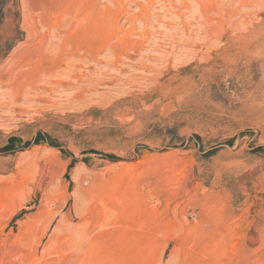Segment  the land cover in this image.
I'll return each mask as SVG.
<instances>
[{"label":"rangeland","instance_id":"obj_1","mask_svg":"<svg viewBox=\"0 0 264 264\" xmlns=\"http://www.w3.org/2000/svg\"><path fill=\"white\" fill-rule=\"evenodd\" d=\"M0 264H264V0H0Z\"/></svg>","mask_w":264,"mask_h":264},{"label":"bare ground","instance_id":"obj_2","mask_svg":"<svg viewBox=\"0 0 264 264\" xmlns=\"http://www.w3.org/2000/svg\"><path fill=\"white\" fill-rule=\"evenodd\" d=\"M112 2H113V1H112ZM93 9H94V8H93ZM93 11H95V10H93ZM106 14H107V13H106ZM107 15H108V14H107ZM110 15H111V14H110ZM113 15H114V14H113ZM113 15H112V16H113ZM108 16H109V15H108ZM105 18H106V17H105ZM108 19H110V17H109ZM113 20H114V18H113ZM108 21H109V20H108ZM109 23H110V21H109ZM111 35H112V34H111ZM111 35H110V36H111ZM110 36H109V38H110ZM109 38H108V39H109ZM111 38H112V36H111ZM111 38H110V40H113V39H111Z\"/></svg>","mask_w":264,"mask_h":264}]
</instances>
